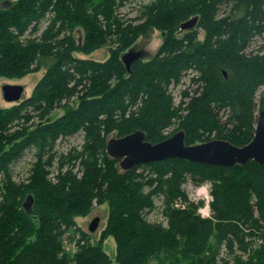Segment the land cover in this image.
Segmentation results:
<instances>
[{
  "label": "trees",
  "instance_id": "obj_1",
  "mask_svg": "<svg viewBox=\"0 0 264 264\" xmlns=\"http://www.w3.org/2000/svg\"><path fill=\"white\" fill-rule=\"evenodd\" d=\"M133 1L0 0V79L52 61L31 97L0 107V264H264V166L174 159L125 172L107 153L111 138L137 131L153 144L184 130L187 145H248L264 110V0H144L126 18ZM154 31L157 54L129 72L123 55ZM105 47L106 61L77 56ZM79 134L83 144L59 154V141ZM29 151V177L17 182L12 167ZM206 183L212 219L186 191ZM104 205L107 224L93 241L76 219ZM157 210L165 223L149 220Z\"/></svg>",
  "mask_w": 264,
  "mask_h": 264
},
{
  "label": "water",
  "instance_id": "obj_2",
  "mask_svg": "<svg viewBox=\"0 0 264 264\" xmlns=\"http://www.w3.org/2000/svg\"><path fill=\"white\" fill-rule=\"evenodd\" d=\"M197 21L198 18L185 23L181 29L192 30ZM122 60L128 71L131 72L132 64L142 60V55L131 50L122 57ZM2 91L3 98L7 103L17 104L25 94V88L20 85H5ZM107 153L111 158L120 161V167L125 172L134 170L141 165L174 159L226 168H233L237 165L245 166L251 161L264 166V110L258 114L253 140L244 147H237L225 140H212L188 146L184 130L175 133L163 142L152 144L146 140V134L143 131H137L125 137L111 138L107 143ZM32 205L33 199L29 197L25 204L27 213L32 211ZM100 222V217L92 221L89 227L90 233H95L98 230Z\"/></svg>",
  "mask_w": 264,
  "mask_h": 264
},
{
  "label": "rangeland",
  "instance_id": "obj_3",
  "mask_svg": "<svg viewBox=\"0 0 264 264\" xmlns=\"http://www.w3.org/2000/svg\"><path fill=\"white\" fill-rule=\"evenodd\" d=\"M135 1V2H134ZM132 3L128 4L125 8H123L120 13L126 18H135L138 14V11L141 7L142 4H144V0H134ZM162 34L159 33L158 31H154L150 37H144L141 38L137 44L131 48L129 51H133L134 53H140L142 55V60L146 61L149 59H152L158 52L160 46L162 45ZM200 39H204V33H201ZM109 48L105 47L95 53H93L91 56H82V55H77L80 58H85V59H93L97 61H106L108 59L110 52ZM128 51V52H129ZM126 52V53H128ZM125 53V54H126ZM124 54V55H125ZM123 55V56H124ZM52 61H44L43 62V69L38 72V73H33L25 78L22 79H5L2 78L0 79V107L1 108H9L15 105L16 103H7L4 98H3V91L2 88L5 85H20L25 88V94L22 98V100L18 103H21L23 100L29 98L32 96L33 91L37 85V83L42 79L44 74L46 73V67L50 65ZM190 87V80L189 78L187 79L186 83L182 87H178L177 89H174V96L176 99V104L180 103L181 100V91L184 89H187ZM76 106V103H71L70 106ZM66 110H58L57 112L54 113L52 116V119H57L65 114ZM176 127H172L168 132L167 135H170L175 132ZM83 144V135L79 134L71 138H67L65 140L59 141L56 150L61 153H66L68 150H70L73 147H80ZM33 155L34 153L32 151H29L25 154V156L17 162L13 167H12V173H13V178L17 182H22L27 180L29 177V171L31 168V163L33 162ZM204 185V184H203ZM201 185V186H203ZM199 186V187H201ZM199 187L194 186L193 184H188L186 186V191L189 196L190 201L196 203L199 205L198 211L200 210H205L206 208V203H203L202 200L196 199L195 191L198 190ZM211 194H212V189H211ZM159 209L161 205V201L157 202ZM200 209V210H199ZM210 212L212 214V209L210 206ZM108 213H109V207L108 205H104L102 207H96L95 210L86 218H78L76 219V222L78 224V227H80L84 232L90 234V236L93 238V241H99L102 232L104 231L106 224H107V219H108ZM199 215H202V211L199 212ZM101 218L100 226L98 230L95 233H90L89 227L92 221L97 218ZM213 218V217H212ZM149 220L153 223H165V220L163 216L160 213V210H157L156 212H153L152 214L149 215ZM70 236L66 235L65 240L66 245L68 248V251L72 253L74 251V244L72 243L71 240L69 239ZM104 249L106 252L111 255L113 258L116 256V243L114 239L109 238L105 244H104ZM226 256V251L225 249L222 250L221 256L225 257ZM184 261H182L183 264ZM186 263V262H184Z\"/></svg>",
  "mask_w": 264,
  "mask_h": 264
},
{
  "label": "built area",
  "instance_id": "obj_4",
  "mask_svg": "<svg viewBox=\"0 0 264 264\" xmlns=\"http://www.w3.org/2000/svg\"><path fill=\"white\" fill-rule=\"evenodd\" d=\"M211 189H212V185L210 183H206L203 186L199 187L197 191H195L196 199H200L203 201V203H206L205 210L199 209L200 211H202L201 217L205 219H212V216H213V214H211L209 210L213 202V196L211 194ZM181 204L184 206V208L186 207V205L183 203L182 200H178L176 206L180 207L182 206ZM200 211H198V214Z\"/></svg>",
  "mask_w": 264,
  "mask_h": 264
},
{
  "label": "bare ground",
  "instance_id": "obj_5",
  "mask_svg": "<svg viewBox=\"0 0 264 264\" xmlns=\"http://www.w3.org/2000/svg\"><path fill=\"white\" fill-rule=\"evenodd\" d=\"M135 2V1H134ZM133 134V133H132ZM130 135V134H129ZM125 137V136H124ZM118 138V137H117ZM165 141V140H164ZM163 142V141H162ZM151 143V142H150ZM153 144V143H152ZM197 145V144H196ZM188 146H194V145H188ZM26 208V207H25Z\"/></svg>",
  "mask_w": 264,
  "mask_h": 264
}]
</instances>
